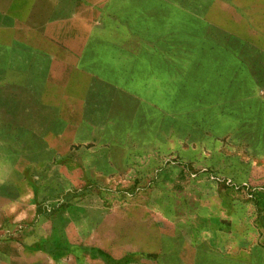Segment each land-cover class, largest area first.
I'll return each mask as SVG.
<instances>
[{
  "label": "rangeland",
  "instance_id": "1",
  "mask_svg": "<svg viewBox=\"0 0 264 264\" xmlns=\"http://www.w3.org/2000/svg\"><path fill=\"white\" fill-rule=\"evenodd\" d=\"M59 5L44 15L75 26L79 57L64 52L60 72L87 74L88 99L1 138L0 250L56 264H264L261 49L201 23L204 0Z\"/></svg>",
  "mask_w": 264,
  "mask_h": 264
},
{
  "label": "crops",
  "instance_id": "2",
  "mask_svg": "<svg viewBox=\"0 0 264 264\" xmlns=\"http://www.w3.org/2000/svg\"><path fill=\"white\" fill-rule=\"evenodd\" d=\"M59 2L0 0V130L10 132L0 140L17 132V125L26 124L28 117L32 119L38 112L43 116L46 110L52 112L61 101L88 99L87 74L73 66L60 72L58 61L64 52L66 59L79 57L67 47L68 38L76 37L71 36L75 26L60 23L57 27L51 16L44 15L60 9ZM205 3L204 8L193 10L201 23L233 40L256 46L264 54V0H204ZM88 8L92 11L91 3ZM28 108L35 113L30 115ZM31 253L21 252L14 257L11 252L0 250V264H56L44 260L47 257L43 253L42 260H33Z\"/></svg>",
  "mask_w": 264,
  "mask_h": 264
}]
</instances>
